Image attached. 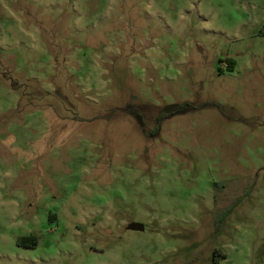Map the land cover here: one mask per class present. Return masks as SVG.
Wrapping results in <instances>:
<instances>
[{
	"label": "rangeland",
	"instance_id": "obj_1",
	"mask_svg": "<svg viewBox=\"0 0 264 264\" xmlns=\"http://www.w3.org/2000/svg\"><path fill=\"white\" fill-rule=\"evenodd\" d=\"M263 27L264 0H0V264H264Z\"/></svg>",
	"mask_w": 264,
	"mask_h": 264
},
{
	"label": "trees",
	"instance_id": "obj_2",
	"mask_svg": "<svg viewBox=\"0 0 264 264\" xmlns=\"http://www.w3.org/2000/svg\"><path fill=\"white\" fill-rule=\"evenodd\" d=\"M264 28V27H263ZM226 66L229 70H232L234 67V60L232 59H227L226 60ZM234 205L230 206L227 208L223 213L221 218L216 222V231L219 229V226L223 220L224 217L228 216L231 213V210L233 209ZM18 247H23V248H36L38 245V238L34 235L30 236H23L19 237L17 242H16Z\"/></svg>",
	"mask_w": 264,
	"mask_h": 264
},
{
	"label": "water",
	"instance_id": "obj_3",
	"mask_svg": "<svg viewBox=\"0 0 264 264\" xmlns=\"http://www.w3.org/2000/svg\"><path fill=\"white\" fill-rule=\"evenodd\" d=\"M134 228L138 231H143L144 227L143 226H134Z\"/></svg>",
	"mask_w": 264,
	"mask_h": 264
}]
</instances>
